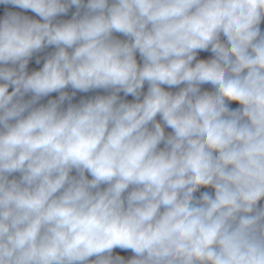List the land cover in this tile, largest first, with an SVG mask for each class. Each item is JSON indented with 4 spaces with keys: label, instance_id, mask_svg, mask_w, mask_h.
I'll use <instances>...</instances> for the list:
<instances>
[{
    "label": "clouds",
    "instance_id": "9594fccd",
    "mask_svg": "<svg viewBox=\"0 0 264 264\" xmlns=\"http://www.w3.org/2000/svg\"><path fill=\"white\" fill-rule=\"evenodd\" d=\"M0 4V264H264V0Z\"/></svg>",
    "mask_w": 264,
    "mask_h": 264
},
{
    "label": "trees",
    "instance_id": "16d2710c",
    "mask_svg": "<svg viewBox=\"0 0 264 264\" xmlns=\"http://www.w3.org/2000/svg\"><path fill=\"white\" fill-rule=\"evenodd\" d=\"M7 8H8V10L22 11V10H20V9L15 8V7L12 6V5H7ZM76 10H77V9H76L75 6L70 7L69 12H68L66 15H64V17L62 18V20L70 19L71 16H72V14H73L74 12H76ZM81 12H83V9H81ZM28 13L34 15V14L31 13V12H28ZM34 16H35V15H34ZM37 18H38V17H37ZM114 35H116L117 38L124 39V37L121 36L120 34H114ZM53 51H55L54 47H49V48L44 49V50H43L42 52H40V53L34 54L32 60H30L29 65H28V71H29V73H30L31 71H33V70H38V69L40 68V66L43 64V58H44L46 55H48L49 53L53 52ZM37 57L41 58V64H39V65L35 63V60H36ZM137 60H138V62H142V61L140 60V57L137 58ZM182 86H183V85H181V87H182ZM147 87H148V85L145 84L144 89H143L144 92L147 91ZM165 87H166V86H165ZM168 90H171V91L175 92V91H178V88H172V89H168ZM73 91H74V90L71 89V87H69V89H68L67 92H68L69 95L71 96L72 93H73ZM96 95H108V94L105 93L102 89L91 90V91L86 92V93H85V92H78V91H77V92L75 93V95L72 97L71 101H65V103H64V105H62V107L66 108V107L68 106L69 103H72V104H78L81 100L91 99V98H94ZM141 98H142V97H141ZM127 99H128V101L130 102V101H132L134 98H133L132 96H127ZM157 119H159V117H157ZM170 131H171L170 129H166V132H170ZM162 147H163V145H162Z\"/></svg>",
    "mask_w": 264,
    "mask_h": 264
},
{
    "label": "crops",
    "instance_id": "0c3cea01",
    "mask_svg": "<svg viewBox=\"0 0 264 264\" xmlns=\"http://www.w3.org/2000/svg\"><path fill=\"white\" fill-rule=\"evenodd\" d=\"M1 5H2L3 9L6 11L7 10V5H3V4H1ZM63 17H64V15L62 14V15L58 16L56 19H57V21H60V20H62ZM260 28H261L262 33H264V21L261 22ZM221 38L223 39V37H221ZM211 56H212L211 52H200L198 54V58H210ZM40 67H42V65ZM203 88L211 90V86L210 85H204ZM68 89L69 88H66L64 91H68ZM103 91L105 93H107V94H110L111 90H107V91L103 90ZM119 95H120L121 99L126 100V101L128 100L124 96V94L122 92ZM58 96H59V93H52L48 97L43 98L40 101V103H46L48 99H56V98H58ZM28 98H30V94L25 97V99H28ZM232 107H238V105L233 104ZM72 175H76V172L73 171ZM19 176H20L19 173H13L12 176H10L9 178L10 179L11 178L19 179ZM89 179H91L90 176H89ZM104 187H106V185H101V188H104ZM200 191L212 192L213 190L212 189H201ZM196 195L199 196V193H196ZM261 203L264 204V201H261ZM117 254H119L121 256H124L126 259L131 258L134 255L130 250L124 251V250H121L119 248H116V249L113 250V255H117ZM90 259L94 260L95 257H92Z\"/></svg>",
    "mask_w": 264,
    "mask_h": 264
},
{
    "label": "rangeland",
    "instance_id": "374dc122",
    "mask_svg": "<svg viewBox=\"0 0 264 264\" xmlns=\"http://www.w3.org/2000/svg\"><path fill=\"white\" fill-rule=\"evenodd\" d=\"M7 10H8V8H7ZM4 13H5V10L3 9V7H2V5L0 4V17H2L3 15H4ZM23 14H25V15H29V16H32L33 18H36V19H39V18H37V17H35L34 15H32V14H30V13H28V12H25V13H23ZM124 39H125V37H124ZM137 58H139V54L137 53ZM127 98V97H126ZM128 101V100H127ZM161 147H162V145H161Z\"/></svg>",
    "mask_w": 264,
    "mask_h": 264
}]
</instances>
